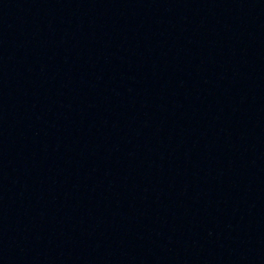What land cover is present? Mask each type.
Here are the masks:
<instances>
[{
	"label": "water",
	"instance_id": "obj_1",
	"mask_svg": "<svg viewBox=\"0 0 264 264\" xmlns=\"http://www.w3.org/2000/svg\"><path fill=\"white\" fill-rule=\"evenodd\" d=\"M0 264H264V0H0Z\"/></svg>",
	"mask_w": 264,
	"mask_h": 264
}]
</instances>
